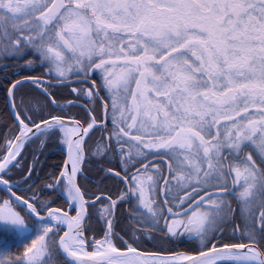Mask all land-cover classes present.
Listing matches in <instances>:
<instances>
[{"label": "snow or ice", "instance_id": "obj_1", "mask_svg": "<svg viewBox=\"0 0 264 264\" xmlns=\"http://www.w3.org/2000/svg\"><path fill=\"white\" fill-rule=\"evenodd\" d=\"M0 90V264H264V0H0Z\"/></svg>", "mask_w": 264, "mask_h": 264}, {"label": "trees", "instance_id": "obj_2", "mask_svg": "<svg viewBox=\"0 0 264 264\" xmlns=\"http://www.w3.org/2000/svg\"><path fill=\"white\" fill-rule=\"evenodd\" d=\"M2 90H0V93L2 94ZM49 155L51 156V159L49 160V163H52V162H55V161H58L59 157L58 155H53L51 152H49Z\"/></svg>", "mask_w": 264, "mask_h": 264}, {"label": "flooded vegetation", "instance_id": "obj_3", "mask_svg": "<svg viewBox=\"0 0 264 264\" xmlns=\"http://www.w3.org/2000/svg\"><path fill=\"white\" fill-rule=\"evenodd\" d=\"M2 97H3V92H2V94L0 93V100H2Z\"/></svg>", "mask_w": 264, "mask_h": 264}]
</instances>
